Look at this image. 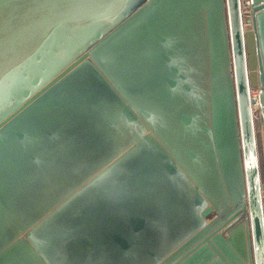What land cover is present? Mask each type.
I'll return each instance as SVG.
<instances>
[{
	"label": "water",
	"instance_id": "obj_1",
	"mask_svg": "<svg viewBox=\"0 0 264 264\" xmlns=\"http://www.w3.org/2000/svg\"><path fill=\"white\" fill-rule=\"evenodd\" d=\"M264 0H0V264H264Z\"/></svg>",
	"mask_w": 264,
	"mask_h": 264
},
{
	"label": "rangeland",
	"instance_id": "obj_2",
	"mask_svg": "<svg viewBox=\"0 0 264 264\" xmlns=\"http://www.w3.org/2000/svg\"><path fill=\"white\" fill-rule=\"evenodd\" d=\"M258 113V112H257ZM254 122V129H255V139H256V146H257V157H258V166H259V179L261 182L264 183V168H263V155H262V145H261V138H260V126L258 121V115L256 118L253 119ZM263 204V215H264V201L262 200Z\"/></svg>",
	"mask_w": 264,
	"mask_h": 264
},
{
	"label": "built area",
	"instance_id": "obj_3",
	"mask_svg": "<svg viewBox=\"0 0 264 264\" xmlns=\"http://www.w3.org/2000/svg\"><path fill=\"white\" fill-rule=\"evenodd\" d=\"M238 3H239V11L241 13L249 10V0H238ZM253 92L255 94V98H254V96H252ZM248 98H249V103H250V108H251V114H252V117L254 119L258 115V113H257V106H258L257 90L255 87H249L248 88ZM255 103H256V105L253 108Z\"/></svg>",
	"mask_w": 264,
	"mask_h": 264
},
{
	"label": "bare ground",
	"instance_id": "obj_4",
	"mask_svg": "<svg viewBox=\"0 0 264 264\" xmlns=\"http://www.w3.org/2000/svg\"><path fill=\"white\" fill-rule=\"evenodd\" d=\"M252 96H254L255 98V94L253 92ZM256 103L254 104L253 108L255 107ZM261 197H262V200L264 201V191H261Z\"/></svg>",
	"mask_w": 264,
	"mask_h": 264
}]
</instances>
